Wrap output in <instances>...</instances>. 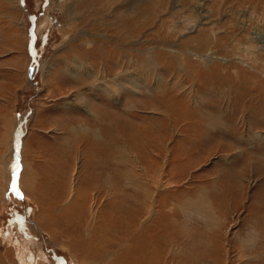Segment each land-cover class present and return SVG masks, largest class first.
Returning a JSON list of instances; mask_svg holds the SVG:
<instances>
[{
	"label": "rangeland",
	"instance_id": "obj_1",
	"mask_svg": "<svg viewBox=\"0 0 264 264\" xmlns=\"http://www.w3.org/2000/svg\"><path fill=\"white\" fill-rule=\"evenodd\" d=\"M49 1L12 0L14 8L0 0V230L11 245V255L0 245V256H11L2 264H19L11 248L27 241L32 242L31 259L43 264H264V52L252 51V64L244 57L250 41L233 26L239 18L225 19L216 10L209 23H216L221 37L209 45L195 37L199 30L183 37L184 27L170 29L206 16V9L197 10L201 0H182L170 14L168 4L158 5L159 0L133 5L135 0H127L126 14L107 19L117 21L115 26L105 20L104 8L98 11L104 0H92L94 10L83 0L73 19L51 11L52 28L44 20ZM223 1L219 8L226 13L253 7L263 15L264 0ZM134 15L144 26L142 52L148 56L140 55L136 68L128 66L132 70L122 83L131 79L142 94L119 89L123 100L113 107L123 109L115 113L124 120L121 130L128 132V140L142 145L130 144L126 153L121 147L125 136L117 137L113 117H103L100 110V100L107 101L104 83L111 80L96 76L104 47L96 35L121 33L115 27L131 26ZM252 22L254 32H264V17ZM86 40L100 44V51H88ZM125 45V59H133V48ZM190 51L228 61L207 68ZM139 104L145 106L127 110ZM22 173L34 178L35 200L20 189ZM116 179L123 186L114 184ZM136 179L137 185L131 182ZM72 190L81 198L79 207L89 202L93 209L87 220L79 218L80 224L69 225L71 230L61 235L43 212L50 204L54 211L66 207ZM86 224L106 229V235L97 254L88 252L87 260H79L74 240Z\"/></svg>",
	"mask_w": 264,
	"mask_h": 264
},
{
	"label": "bare ground",
	"instance_id": "obj_2",
	"mask_svg": "<svg viewBox=\"0 0 264 264\" xmlns=\"http://www.w3.org/2000/svg\"><path fill=\"white\" fill-rule=\"evenodd\" d=\"M44 1V0H43ZM81 1L83 0H50L49 1V4L46 9V13H45V22L47 24V27H51L52 28V24L51 22L48 20L50 19V16H51V11L53 10H58L59 13H62L64 15L65 18H72L75 16V13H78L77 12V8H76V4H79ZM142 0H135L133 4L137 3V2H140L141 3ZM154 0H152L153 2ZM157 1V0H156ZM184 1V0H183ZM189 1V0H188ZM187 1V2H188ZM203 4H200V3H197V10L198 11H201V9H206L205 12H207V15L206 16H201V17H198L195 21H192V22H183V24H177V25H171L170 26V29H171V33H173L174 31H178L179 28L181 27H184L181 31H182V36L183 37H189V36H194L195 33H197L196 31L199 30V35L195 36L198 38V41H202V43L206 42L208 43L209 45H211L212 43H218L219 41V38L221 37V34L217 33L216 29H215V24H211L209 23V21L212 20L213 16L215 15V12L216 10L217 11H220L223 15L222 17L223 18H232V17H238L239 20L238 22L233 25V26H236L237 27V30L239 28V31L241 33H244L243 36L248 35L249 36V41L250 43L249 44H245L247 45V51H242V52H245L246 55L244 57L247 58V60L251 62H254V59H253V52L252 51H263L264 52V32H254V27L252 24V19H255L257 17H264V11L261 12L263 15L260 16L259 14H257V10L254 9L252 7V10L250 7L246 8V9H243L241 10L240 12H236V13H231L233 10H231L230 12L226 13V11H222L221 8H219V6L222 4H224V1L223 0H220L221 3H218V0H201ZM226 3L229 1V0H225ZM8 4L12 5L14 8H18V6L14 5V3L12 2V0H7ZM6 2V3H7ZM88 2V1H87ZM92 0H89V3L91 4ZM95 2V1H94ZM97 2V1H96ZM128 1L127 0H104V4H98V11H100L102 8H104V18L105 20L109 23V25H113L116 23H118L117 21H112V20H107V19H111L113 18L112 16L114 15V13H117L119 15L121 14H126L127 13V10L131 7H129V4L127 3ZM145 2V1H144ZM162 2V5L163 4H168V9L167 11H169L167 14H170V13H173V11L177 8H179V6L182 5V0H159L158 1V5H160V3ZM186 2V1H185ZM42 3V2H41ZM154 4V3H153ZM189 4H191L189 2ZM188 4V5H189ZM140 5V4H139ZM184 5V4H183ZM196 5V4H195ZM214 5H217V6H214ZM185 6V5H184ZM148 7V6H147ZM155 7V6H154ZM194 7V6H193ZM210 7V9L208 8ZM216 7V8H215ZM89 8H91L92 10H94V8H96V6L94 7L92 4L89 6ZM150 8V7H149ZM97 9V8H96ZM146 9V8H145ZM144 9V10H145ZM189 9V8H188ZM233 9V8H232ZM20 10V9H19ZM133 10V8H132ZM139 10V9H138ZM240 10V9H239ZM147 11V10H146ZM165 11V10H163ZM166 11V12H167ZM95 13H97V11H93ZM139 12V11H138ZM164 13V12H163ZM175 13V12H174ZM199 13V12H198ZM218 13V12H217ZM61 14V16H62ZM142 14V13H141ZM204 14V12H203ZM139 15V14H138ZM201 15V13H200ZM101 16V15H100ZM129 16V15H128ZM135 16V15H134ZM96 17V16H95ZM218 17V16H217ZM48 18V19H47ZM261 19V18H259ZM131 22L132 25L128 27L126 26L123 30H122V25H118L116 26L115 28L118 30V32H121V33H117L115 36H107L106 34H99V35H96L97 38L100 39V42H102V44H104V47L101 46L100 44H98L97 42H95L94 40H86L83 42V44H85V46H87V49L88 51H92V52H95L97 50L100 51V49H98L97 47L100 48L101 46V50H102V57L101 59L99 58V61L100 63H98L100 66L102 65V69L100 71L99 74H97L96 76H100V78L102 80H111V82H108L109 84H106V82L104 83V87H106V91H107V101L104 99H101L100 100V104L102 109L101 110V113L103 114V117L108 115V117H113V119L111 120V122H113L114 124V127L115 129H117V126L119 127L120 131L117 130L116 133H117V137L119 138H122V135L123 134L125 136V139L122 140V145L121 147L125 149V151L128 149L130 150L131 152V148H130V144L134 147H141L142 145H135L134 143L130 142L128 139V132L126 130H121L124 125H121L122 123H124V120L121 119V115H117L115 113V110H118V111H122L123 109L121 108H113V107H119V105L121 104L123 98H122V94H121V89H126L127 91H130V93H133V94H136V95H141V89L133 82L131 81V79L127 82L126 81V85L122 84L124 80H126L127 78V71L131 68H129L128 66H131L133 69L136 68L134 66H137L138 64V61L136 59L139 58L140 55L144 54L142 52V45L143 44H147V40L146 41H143L142 40V36H143V29H144V26H142V24H140V22L138 21V19H136V16L135 18H131ZM135 20V21H134ZM214 20V19H213ZM70 21V20H69ZM73 21V20H72ZM124 21V20H123ZM122 21V22H123ZM144 21V20H143ZM147 21V20H146ZM251 21V22H250ZM207 22V24H206ZM44 23V22H43ZM42 23V24H43ZM155 23V22H154ZM51 24V25H50ZM59 24V23H58ZM57 24V26H58ZM150 24V23H148ZM44 25V24H43ZM232 25V24H231ZM62 26V25H61ZM115 26V25H114ZM210 26V27H209ZM260 26V25H259ZM148 27V26H147ZM209 27V28H207ZM156 28V27H155ZM222 28V27H221ZM60 29V28H58ZM151 29V28H150ZM169 30V29H167ZM173 31V32H172ZM230 31V30H228ZM232 31V30H231ZM230 31V32H231ZM262 31V30H261ZM156 32V31H155ZM169 32V31H168ZM227 32V31H226ZM159 33V32H158ZM221 33V32H220ZM146 34V33H145ZM208 34V35H206ZM236 34V33H235ZM224 36V35H223ZM234 36V35H233ZM90 37V36H89ZM92 37V36H91ZM231 37V36H230ZM224 38V37H223ZM203 39V40H202ZM227 39V37L225 38ZM223 40V39H222ZM247 40V39H246ZM244 40V42L246 41ZM204 41V42H203ZM157 42V41H156ZM237 42V41H236ZM239 42V41H238ZM125 44H129L130 48H133L131 50V52H134L132 55L133 56V59H125L124 57V48H125ZM165 44V43H164ZM244 44V43H243ZM100 45V46H98ZM207 45V44H206ZM235 45V44H234ZM237 45V44H236ZM242 45V44H241ZM97 46V47H96ZM135 47V48H134ZM156 47V46H155ZM168 47L170 49H174V46L172 45H168ZM167 47V48H168ZM225 47V46H224ZM165 48V47H164ZM216 48V47H215ZM228 48V47H227ZM236 48V47H235ZM152 49V48H151ZM239 49V48H238ZM242 50V48H241ZM155 51V49L153 48V50H151V53L150 55L154 58V53L153 52ZM217 52V51H216ZM214 52V53H216ZM238 53V52H237ZM89 54V53H88ZM190 54L193 55L194 57H196L198 60L197 62L201 65H203L204 67H207L206 65H208L209 63H212L213 65H215L216 61H228V60H223L224 57H219L218 55L217 56H213L211 53L207 52V53H204V54H201L199 52H196L194 51L191 52L190 51ZM255 54V53H254ZM264 54V53H262ZM146 55V54H144ZM216 55V54H215ZM148 56V55H146ZM242 57V56H241ZM78 59V57H77ZM147 59V58H146ZM155 59H156V56H155ZM235 59V58H234ZM237 59V58H236ZM80 60V59H78ZM98 60V59H97ZM240 60V59H239ZM151 61V60H150ZM258 61V60H257ZM245 62V60H244ZM256 62V61H255ZM259 62V61H258ZM75 65H78L79 67L81 66V63L80 62H76L75 61ZM241 63V62H240ZM262 63V62H261ZM38 64V63H37ZM245 64H248L245 62ZM244 64V65H245ZM252 64V63H251ZM250 64V66H252ZM74 65V66H75ZM93 65H96V64H92L90 65V67H92ZM223 65V64H222ZM114 66L117 67V70H119V73L117 75H115V72H114ZM148 66V65H147ZM225 66V65H224ZM241 66V65H240ZM209 67V65H208ZM207 67V68H208ZM213 67V66H212ZM217 67V66H216ZM221 67V66H219ZM231 67V66H230ZM236 67V66H235ZM84 68V67H83ZM88 68V67H87ZM229 68V67H228ZM233 68V67H232ZM249 68V67H248ZM251 68V67H250ZM203 69V68H202ZM205 69V68H204ZM84 70V69H83ZM100 70V69H99ZM132 70V69H131ZM138 70V69H137ZM216 70V69H215ZM254 70V69H253ZM91 71V70H90ZM134 71V70H133ZM139 71V70H138ZM252 71V70H251ZM136 72V71H135ZM212 72V71H211ZM32 75L31 77L33 76V73L32 71L30 72ZM154 73V72H153ZM254 73V72H253ZM259 73V72H258ZM72 74V73H71ZM130 74V73H128ZM199 72L195 71V75L193 77L197 78ZM126 75V77H125ZM136 75V74H134ZM157 75H158V72H157ZM91 76L94 77V75L91 74ZM129 77V76H128ZM98 78V77H96ZM161 77H157V81L160 82ZM119 80V81H118ZM122 81V82H121ZM99 82V81H97ZM115 85V89H114V86H113V83ZM155 82V81H154ZM101 84V82H100ZM103 84V83H102ZM154 85V84H153ZM152 85V86H153ZM103 86V85H102ZM156 86V85H155ZM159 86V85H157ZM100 87V86H98ZM192 87V86H191ZM160 88V87H159ZM189 88V87H188ZM121 91H120V90ZM155 89V88H154ZM160 90V89H159ZM152 93V92H151ZM191 93V92H190ZM150 94V93H148ZM166 94V93H165ZM163 94V96L165 95ZM222 94V93H221ZM192 96V95H191ZM197 100V99H196ZM82 102V101H81ZM106 102V106H103V103ZM202 102V101H201ZM84 103V102H83ZM82 103V105H84ZM110 103V104H109ZM196 103V101H195ZM114 105V106H112ZM137 106H145V105H133L132 107H129L127 108L128 111H132L133 109H135ZM192 106V105H191ZM97 110V109H96ZM98 112V111H97ZM111 112V113H110ZM112 115L115 114L114 116H110L109 115ZM89 115H92L93 117V122H97L98 121V118H97V114H94L92 113V111L90 110L88 112ZM129 114V113H128ZM131 116V115H130ZM165 117V116H164ZM25 119H27V117H25ZM167 119V118H166ZM110 121V120H109ZM110 122V123H111ZM17 123V122H16ZM16 123L14 122V125H16ZM107 126V125H106ZM226 126V125H224ZM17 127V126H16ZM20 129L22 130V123L20 124L19 126V131ZM84 133L86 130H83ZM88 132H91V133H95V131H92V130H87ZM23 134V132H22ZM116 139V138H115ZM114 139V141H115ZM156 142V141H154ZM18 144V143H16ZM20 145V143H19ZM18 146V145H17ZM151 146V145H150ZM161 146H163V149H167L168 150V147H166V145H163L161 144ZM165 146V147H164ZM119 147V146H118ZM157 147V146H156ZM159 148V147H157ZM21 150V148H20ZM24 150V149H23ZM111 150V149H110ZM124 151V152H125ZM138 151V150H137ZM123 152V153H124ZM168 152V151H167ZM105 153V152H104ZM127 153V151H126ZM125 153V154H126ZM129 153V152H128ZM112 154V153H111ZM130 154V153H129ZM128 154V155H129ZM134 154V152H133ZM24 156V155H23ZM93 156V155H92ZM100 156V155H99ZM122 156V155H121ZM120 156V157H121ZM137 157H139L138 155H136ZM131 158V157H130ZM134 158V157H133ZM138 159V158H137ZM119 160V159H118ZM139 160V159H138ZM122 161V160H121ZM136 161V160H135ZM130 162V161H129ZM122 163V162H120ZM124 163H125V159H124ZM134 164H136V162L133 161ZM165 166L168 165L167 161L165 160ZM19 167L21 166L22 164V167L24 166L23 164V161L20 162L19 161ZM140 164V163H139ZM137 166V165H136ZM1 167V165H0ZM18 167V168H19ZM107 167V166H106ZM126 167V166H125ZM140 168V167H139ZM22 169V168H21ZM24 169V168H23ZM109 169V168H108ZM126 169V168H125ZM25 170V169H24ZM143 170H144V167H143ZM139 171V170H138ZM145 171V170H144ZM165 172V171H164ZM134 173V172H133ZM124 174V173H123ZM129 176V174H127ZM137 177H139V175H137ZM140 178V177H139ZM135 180V179H134ZM142 180V179H140ZM0 181L1 180V168H0ZM33 182H34V178L33 176H28L25 177L23 176V173L22 175H20V189H22L24 192H26V198H28L30 200H35L34 199V195L32 193V189H33ZM131 182H137V179L136 181H131ZM151 182V181H150ZM156 179L153 178L152 180V185H154L156 187ZM149 183V182H148ZM112 183H107L106 182V185H111ZM114 184H116L117 186L118 185H122L123 184L120 182V180L116 179V181L114 182ZM136 184V183H135ZM137 185V184H136ZM153 186V187H154ZM114 187V186H113ZM36 189V187H35ZM114 189V188H113ZM119 189V188H118ZM115 191H117V189H114ZM151 191V190H150ZM96 193V192H95ZM32 195V196H31ZM5 197V195H4ZM74 199V201H73ZM81 198L79 197L78 193L74 194V191L72 190L71 191V195L67 198V202H66V207L64 208H61L59 211H54V209L52 207H54L55 205H48V211H44L43 213L47 212V221H50L52 222V220H54V223L55 225H57L58 227V231H60L61 235H65L67 232H69L71 230V227L72 226H76L78 224H80V222H78V219H86L87 220V214L89 211H92L93 209V206H91L89 208V206L87 205L89 202H87V204H85L86 202L81 203L82 206L79 207V200ZM72 201V202H70ZM153 201V200H152ZM70 203V204H69ZM157 203V202H156ZM153 204V203H152ZM74 205H76L74 207ZM88 206V207H87ZM51 207V209H50ZM79 207V208H78ZM62 212V216L59 217V218H56L54 219L59 213ZM150 212V211H149ZM94 215V214H93ZM151 216V215H149ZM148 216V217H149ZM152 217V216H151ZM154 217V216H153ZM93 218V217H92ZM93 220V219H92ZM90 221V219H89ZM96 222V221H95ZM92 223V222H91ZM88 224V223H87ZM86 224V225H87ZM69 225H72V226H69ZM43 226L48 230H50V233L51 234H58V232L54 233L53 229L50 228L48 225H46L45 223H43ZM64 229H66L67 231H65ZM142 229V228H141ZM55 230V229H54ZM57 231V230H55ZM3 233V232H2ZM2 233H1V230H0V245H4L5 247V251L10 254V251L8 250V247L11 246L9 245L10 243H8V241H3L4 237L2 236ZM106 235V229L105 231H102L100 232L98 230V228L93 225V226H89L87 225V227H83L82 225V228H79V232L77 234V237L76 239L74 240V242L76 243V248L78 250L81 251V254L80 255L81 257L79 258L78 256H75L77 259H84L85 257V260L88 259V252H93L95 254L98 253V248L102 247L101 244H103V239L102 241L101 238L105 237ZM71 237V236H70ZM74 239V238H73ZM9 240V239H7ZM4 242V243H3ZM105 242V241H104ZM32 242L31 241H27L26 243H23V245L21 244H18V246H13L11 248V251L13 250V253H14V256L16 258V260H18V263L19 264H41L42 262H35L36 259L33 258L31 259V251L30 250V246H31ZM17 245V244H16ZM136 250H138V248H136ZM85 253H84V252ZM11 255V254H10ZM10 257V258H9ZM5 256L3 254H1L0 256V264H2L3 262L5 263H10V259H11V256ZM23 257L26 259V260H22ZM29 257V258H28ZM74 257V258H75ZM29 259V260H28ZM31 259V260H30ZM45 260H48L46 257L44 258ZM28 260V262H26ZM43 260V261H45ZM43 264V263H42ZM82 264V262L80 263ZM84 264V263H83Z\"/></svg>",
	"mask_w": 264,
	"mask_h": 264
},
{
	"label": "water",
	"instance_id": "obj_3",
	"mask_svg": "<svg viewBox=\"0 0 264 264\" xmlns=\"http://www.w3.org/2000/svg\"><path fill=\"white\" fill-rule=\"evenodd\" d=\"M21 136H22V130L20 129V131H19V134H18V136H17V138H16V143H18L19 144V141H20V139H21ZM17 153H18V148H17V151H16ZM15 154V158H16V162H18V158H17V156H18V154Z\"/></svg>",
	"mask_w": 264,
	"mask_h": 264
},
{
	"label": "flooded vegetation",
	"instance_id": "obj_4",
	"mask_svg": "<svg viewBox=\"0 0 264 264\" xmlns=\"http://www.w3.org/2000/svg\"><path fill=\"white\" fill-rule=\"evenodd\" d=\"M52 26H54L53 24H52ZM56 26V25H55Z\"/></svg>",
	"mask_w": 264,
	"mask_h": 264
}]
</instances>
